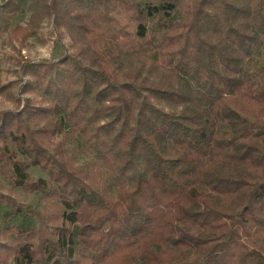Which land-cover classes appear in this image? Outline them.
Listing matches in <instances>:
<instances>
[{
	"label": "trees",
	"instance_id": "16d2710c",
	"mask_svg": "<svg viewBox=\"0 0 264 264\" xmlns=\"http://www.w3.org/2000/svg\"><path fill=\"white\" fill-rule=\"evenodd\" d=\"M1 1L76 53L0 114V179L43 203L0 195V264H264V0Z\"/></svg>",
	"mask_w": 264,
	"mask_h": 264
},
{
	"label": "rangeland",
	"instance_id": "374dc122",
	"mask_svg": "<svg viewBox=\"0 0 264 264\" xmlns=\"http://www.w3.org/2000/svg\"><path fill=\"white\" fill-rule=\"evenodd\" d=\"M144 1L140 0L141 3H144ZM1 4L2 1L0 0V114L5 111H15L16 100L18 99L35 98L32 94L21 95L20 93V87L27 80L22 75L20 68L23 62H55L65 55H75L76 53L65 31L55 29L51 22L47 20L42 22L38 30L25 41L24 45L10 41V31L16 25L25 27L29 14L6 16L1 10ZM262 63H264V53L256 58L255 66ZM79 145V140L66 136V147L76 151L78 165H84L90 161V157L80 152ZM140 172V169H138L137 173ZM29 176L32 180H47L45 173L39 168L30 169ZM0 185L2 186L0 190L2 197H10L18 206L29 207L34 212L43 213V203L40 195L11 188L2 178L0 179ZM7 210L9 208L5 203L0 207V214ZM20 222L21 219L10 221V223ZM4 226L5 224L0 218V231Z\"/></svg>",
	"mask_w": 264,
	"mask_h": 264
}]
</instances>
